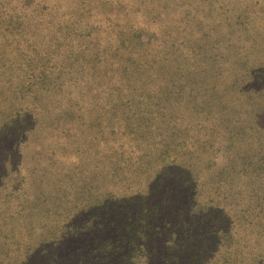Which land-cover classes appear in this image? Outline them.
<instances>
[{
	"label": "trees",
	"instance_id": "obj_1",
	"mask_svg": "<svg viewBox=\"0 0 264 264\" xmlns=\"http://www.w3.org/2000/svg\"><path fill=\"white\" fill-rule=\"evenodd\" d=\"M0 264H264V0H0Z\"/></svg>",
	"mask_w": 264,
	"mask_h": 264
}]
</instances>
